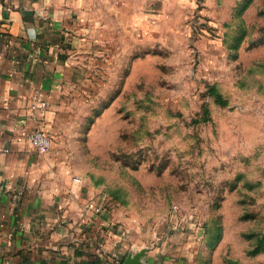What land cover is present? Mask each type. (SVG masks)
<instances>
[{
	"label": "rangeland",
	"instance_id": "rangeland-1",
	"mask_svg": "<svg viewBox=\"0 0 264 264\" xmlns=\"http://www.w3.org/2000/svg\"><path fill=\"white\" fill-rule=\"evenodd\" d=\"M220 1L132 53L68 133V162L121 211L130 248L264 264V0Z\"/></svg>",
	"mask_w": 264,
	"mask_h": 264
},
{
	"label": "crops",
	"instance_id": "crops-1",
	"mask_svg": "<svg viewBox=\"0 0 264 264\" xmlns=\"http://www.w3.org/2000/svg\"><path fill=\"white\" fill-rule=\"evenodd\" d=\"M218 1L206 0L204 11ZM186 6L199 5L0 0V264H125L140 251L130 248L115 203L74 180L68 158L76 156L69 147L76 136L68 133L76 126L80 133L84 114L99 92L112 90L114 76H125L133 52L176 37L173 13ZM36 127L52 137L47 152L29 140ZM189 253L147 248L140 262L191 264Z\"/></svg>",
	"mask_w": 264,
	"mask_h": 264
},
{
	"label": "built area",
	"instance_id": "built-area-1",
	"mask_svg": "<svg viewBox=\"0 0 264 264\" xmlns=\"http://www.w3.org/2000/svg\"><path fill=\"white\" fill-rule=\"evenodd\" d=\"M35 100L40 103L41 107H46L48 104L47 101L43 99L41 93H37L35 95ZM28 137L35 149L41 153L47 152L52 147V139L50 135L45 130L39 127L32 129L29 132ZM74 180L79 182L80 177L74 176Z\"/></svg>",
	"mask_w": 264,
	"mask_h": 264
},
{
	"label": "water",
	"instance_id": "water-1",
	"mask_svg": "<svg viewBox=\"0 0 264 264\" xmlns=\"http://www.w3.org/2000/svg\"><path fill=\"white\" fill-rule=\"evenodd\" d=\"M145 254H146V250H142L133 256L130 255L127 257L125 264H142V262H140V258Z\"/></svg>",
	"mask_w": 264,
	"mask_h": 264
}]
</instances>
